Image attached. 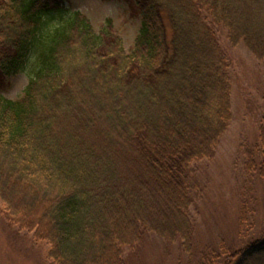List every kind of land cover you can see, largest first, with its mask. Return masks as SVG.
I'll return each instance as SVG.
<instances>
[{
  "label": "trees",
  "instance_id": "obj_1",
  "mask_svg": "<svg viewBox=\"0 0 264 264\" xmlns=\"http://www.w3.org/2000/svg\"><path fill=\"white\" fill-rule=\"evenodd\" d=\"M69 1L0 0V89L39 50L23 95L0 97L1 212L51 264H127L151 233L194 252L190 171L233 117L221 36L264 61V0H123L129 51ZM260 140L264 169V124ZM232 248L198 264H264V237Z\"/></svg>",
  "mask_w": 264,
  "mask_h": 264
},
{
  "label": "rangeland",
  "instance_id": "obj_2",
  "mask_svg": "<svg viewBox=\"0 0 264 264\" xmlns=\"http://www.w3.org/2000/svg\"><path fill=\"white\" fill-rule=\"evenodd\" d=\"M67 6L69 11L80 10L96 29L111 18L126 50L132 48L140 21L128 13L125 1L70 0ZM221 42L230 63L233 117L215 156L195 162L190 171L195 250L187 252L181 241L151 233L136 247L125 250L127 264H198L206 249L238 250L264 237V169L258 164L264 124V61L244 44L232 45L225 33ZM38 56L35 46L22 70L0 89V97L23 95L35 74ZM2 208L0 200V264H51L48 245L36 242L33 233L11 225Z\"/></svg>",
  "mask_w": 264,
  "mask_h": 264
}]
</instances>
